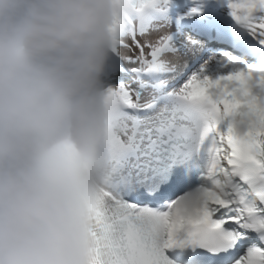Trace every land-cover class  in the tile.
Segmentation results:
<instances>
[{
    "label": "snow or ice",
    "instance_id": "snow-or-ice-1",
    "mask_svg": "<svg viewBox=\"0 0 264 264\" xmlns=\"http://www.w3.org/2000/svg\"><path fill=\"white\" fill-rule=\"evenodd\" d=\"M117 3L92 264H264V0Z\"/></svg>",
    "mask_w": 264,
    "mask_h": 264
},
{
    "label": "clouds",
    "instance_id": "clouds-1",
    "mask_svg": "<svg viewBox=\"0 0 264 264\" xmlns=\"http://www.w3.org/2000/svg\"><path fill=\"white\" fill-rule=\"evenodd\" d=\"M118 9L0 0V264H92Z\"/></svg>",
    "mask_w": 264,
    "mask_h": 264
},
{
    "label": "rangeland",
    "instance_id": "rangeland-1",
    "mask_svg": "<svg viewBox=\"0 0 264 264\" xmlns=\"http://www.w3.org/2000/svg\"><path fill=\"white\" fill-rule=\"evenodd\" d=\"M149 38H151V37H149ZM141 39L143 40L144 38H141ZM128 43L131 44V40H128ZM121 52H122L123 55H135V54H138V53H136L134 51H131V50H128V49H121Z\"/></svg>",
    "mask_w": 264,
    "mask_h": 264
}]
</instances>
